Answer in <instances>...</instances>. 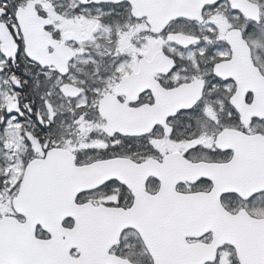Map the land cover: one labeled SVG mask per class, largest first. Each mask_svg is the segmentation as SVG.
I'll return each mask as SVG.
<instances>
[{
	"label": "snow or ice",
	"instance_id": "6c2138e0",
	"mask_svg": "<svg viewBox=\"0 0 264 264\" xmlns=\"http://www.w3.org/2000/svg\"><path fill=\"white\" fill-rule=\"evenodd\" d=\"M0 264H264V0H0Z\"/></svg>",
	"mask_w": 264,
	"mask_h": 264
}]
</instances>
